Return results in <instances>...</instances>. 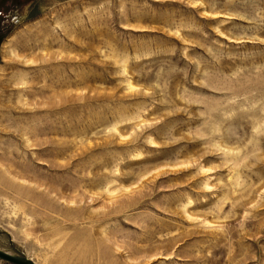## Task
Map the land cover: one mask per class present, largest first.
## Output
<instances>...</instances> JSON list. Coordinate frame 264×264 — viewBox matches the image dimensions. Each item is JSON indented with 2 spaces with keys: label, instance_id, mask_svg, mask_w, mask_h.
Listing matches in <instances>:
<instances>
[{
  "label": "rangeland",
  "instance_id": "rangeland-1",
  "mask_svg": "<svg viewBox=\"0 0 264 264\" xmlns=\"http://www.w3.org/2000/svg\"><path fill=\"white\" fill-rule=\"evenodd\" d=\"M0 250L264 264V0H0Z\"/></svg>",
  "mask_w": 264,
  "mask_h": 264
},
{
  "label": "water",
  "instance_id": "water-1",
  "mask_svg": "<svg viewBox=\"0 0 264 264\" xmlns=\"http://www.w3.org/2000/svg\"><path fill=\"white\" fill-rule=\"evenodd\" d=\"M0 259L10 262L12 264H35L30 259L24 257L12 256L6 252L0 250Z\"/></svg>",
  "mask_w": 264,
  "mask_h": 264
}]
</instances>
